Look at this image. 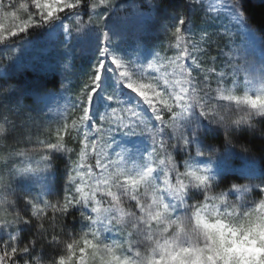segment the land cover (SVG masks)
Returning <instances> with one entry per match:
<instances>
[{
	"label": "snow or ice",
	"instance_id": "obj_1",
	"mask_svg": "<svg viewBox=\"0 0 264 264\" xmlns=\"http://www.w3.org/2000/svg\"><path fill=\"white\" fill-rule=\"evenodd\" d=\"M109 2L0 0V43L35 24L47 23L66 9H76L82 3L97 9ZM198 2L191 0L193 5ZM30 5L35 15L29 12ZM102 19L97 20L100 23ZM184 23L183 18L178 20L169 38V46L178 51V55L169 60L171 72L153 75L142 71L140 78L150 79L148 83L131 82L128 72L117 76L119 86L131 92L146 109H151L148 116L134 104L121 102L114 91L105 96L109 102L107 111L93 115V97L105 71L106 49L101 48V59L90 76L91 84L80 100V127L77 128V121L72 122L80 137V161L75 162L80 179L77 182L68 175L70 183L62 198L49 200L25 195L22 206L18 207L13 182L32 169L16 168V161L12 160L7 180L0 176V211L3 212L0 264H245L239 252L233 254L234 246L229 248L223 238L210 236L204 224L208 214L222 222L225 211L231 214L238 210L244 217L241 228L255 232L264 224V200H260L254 210L249 209L264 193V187L259 188L257 199L250 203L247 202L248 185L215 192L216 186L207 183L206 167H193L187 160L180 165L173 159L172 152L176 147L190 146L184 128L190 112L225 128L250 124L254 117L264 116V103L255 102L258 98L264 100V89L256 94L248 91L233 94L227 88L226 76L215 63V56L211 60L212 67L207 70L201 67L199 58L207 54L213 43L209 34L196 40L192 32L183 29ZM111 64L116 66L112 69L115 73L123 67L121 60L115 57ZM148 67L153 65L149 63ZM158 103L163 107H158ZM165 110L171 123H166L161 114ZM169 128L171 135L165 139L163 134ZM12 133L13 126L7 118L0 119V139L10 140ZM71 134L72 129L67 124L58 128L57 143L47 144L49 152L70 151L66 137ZM143 134L152 141L151 152L148 149L134 152L115 140L117 135ZM157 151L165 157L158 164L153 159ZM196 155L202 154L197 151ZM49 158V155L43 157L45 162ZM93 158L95 164H91ZM234 196H238L239 201ZM73 209L79 210L78 219L83 227L75 234L67 224L69 217L77 218ZM22 229L30 233L23 239ZM105 233L117 235L108 237ZM257 247L264 248V245L257 241ZM256 264H264V251L257 256Z\"/></svg>",
	"mask_w": 264,
	"mask_h": 264
},
{
	"label": "rangeland",
	"instance_id": "obj_2",
	"mask_svg": "<svg viewBox=\"0 0 264 264\" xmlns=\"http://www.w3.org/2000/svg\"><path fill=\"white\" fill-rule=\"evenodd\" d=\"M185 1L188 11L183 15L168 12L156 0H110L108 5L97 9L82 3L76 9H66L47 23L35 24L26 32L0 43V119L6 117L13 126L10 140L0 139V176L7 180L6 173L12 167V160L16 161V168L32 169L13 182L18 207L22 206L25 195L49 200L62 198L66 185L70 183L69 174L79 181L75 170L78 167L75 162L80 161V137L76 135L80 127L78 117L82 114L79 105L91 84V73L101 59V48L106 49L103 57L105 71L93 97L94 116L107 111L109 102L105 96L113 91L121 102L134 104L146 116L151 113V109H146L131 92L119 86L117 76L120 72H128L131 82L148 83L150 79L141 80L142 71L153 75L171 72L169 60L174 59L178 51L169 46V38L181 18L185 21L183 29L192 32L194 39L200 40L208 33L213 41L207 54L199 58L204 70L213 66L211 60L215 56V63L226 76L227 88L233 94L242 95L245 91L256 94L264 89V44L246 22L240 9L241 1L199 0L196 5L191 0ZM29 12L35 15L31 5ZM100 17L103 19L99 23L97 19ZM113 57L123 64L116 73L112 71L116 68L111 64ZM149 63L152 68L148 67ZM51 79L56 82L55 89L47 87ZM158 107L163 105L158 103ZM161 114L166 123H171L166 110ZM254 119H264V116ZM73 121H77V128L72 127ZM64 124L72 129L71 136L66 137L70 151L49 152L47 144L57 143V129ZM156 124L160 126L159 122ZM239 126L244 128L248 124ZM239 126L225 128L190 112L184 122L190 146L174 148L172 157L180 165L187 160L193 167L208 168L211 183L217 191L225 190L219 184L221 178H240L243 184L237 185L249 186L247 202L250 203L257 199L259 188L264 187L257 160L236 150L230 143L216 148L206 146L202 139L206 134ZM171 132V128L165 131V139ZM115 140L134 152L152 150V141L147 134L135 137L117 135ZM197 151L202 155H196ZM45 155L50 157L47 162L43 159ZM164 158L159 151L153 156L157 164ZM91 164H95L94 158ZM72 212L79 220V210L73 209ZM82 230L81 222L78 232ZM104 235L114 237L117 234Z\"/></svg>",
	"mask_w": 264,
	"mask_h": 264
},
{
	"label": "trees",
	"instance_id": "obj_3",
	"mask_svg": "<svg viewBox=\"0 0 264 264\" xmlns=\"http://www.w3.org/2000/svg\"><path fill=\"white\" fill-rule=\"evenodd\" d=\"M161 7L173 14H186L188 11L185 0H156ZM240 9L249 26L261 37L264 44V0L254 2L251 0H240ZM54 79L49 80L47 85L50 89L57 87ZM51 83V84H50ZM55 83V84H54ZM226 136L228 139H226ZM203 143L206 146L223 148L226 143H230L238 151L257 160L260 171L264 180V119H253L248 127H234L227 131H216L213 134L202 136ZM219 184L222 189H226L232 184H243V180L238 177H223ZM59 190V187H58ZM60 191V190H59ZM73 214H75L73 212ZM67 224L73 234L77 233L81 227L80 220L71 217L68 218ZM30 233L27 229L21 230V238H25Z\"/></svg>",
	"mask_w": 264,
	"mask_h": 264
},
{
	"label": "clouds",
	"instance_id": "obj_4",
	"mask_svg": "<svg viewBox=\"0 0 264 264\" xmlns=\"http://www.w3.org/2000/svg\"><path fill=\"white\" fill-rule=\"evenodd\" d=\"M255 102L264 103V100L258 98ZM206 180L208 184H211L208 173ZM235 185L237 184H232L230 189L219 191L215 189V192L232 190ZM237 200L239 201L238 196ZM260 200H264V193L261 194L259 199L256 200V204H253L249 211L254 210ZM209 207L211 208V205ZM243 219V215L238 214V210L231 214H228L227 211H225L222 217V222L218 221L215 215L208 214L204 229L213 238H223L229 248H233L234 246L233 254L239 252L240 255L245 258V264H256L257 256L264 251V248L257 247V241H259L261 245H264V224H261L260 227L253 232L250 228H241ZM201 243H204V241H201Z\"/></svg>",
	"mask_w": 264,
	"mask_h": 264
}]
</instances>
